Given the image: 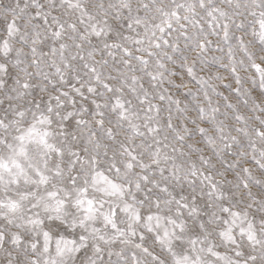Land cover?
I'll use <instances>...</instances> for the list:
<instances>
[{"label": "snow or ice", "instance_id": "1", "mask_svg": "<svg viewBox=\"0 0 264 264\" xmlns=\"http://www.w3.org/2000/svg\"><path fill=\"white\" fill-rule=\"evenodd\" d=\"M0 264H264V0H0Z\"/></svg>", "mask_w": 264, "mask_h": 264}]
</instances>
